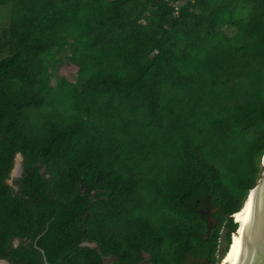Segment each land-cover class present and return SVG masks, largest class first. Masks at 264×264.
<instances>
[{
    "label": "trees",
    "instance_id": "trees-1",
    "mask_svg": "<svg viewBox=\"0 0 264 264\" xmlns=\"http://www.w3.org/2000/svg\"><path fill=\"white\" fill-rule=\"evenodd\" d=\"M3 5L0 258L219 264L261 171L264 0Z\"/></svg>",
    "mask_w": 264,
    "mask_h": 264
},
{
    "label": "water",
    "instance_id": "water-1",
    "mask_svg": "<svg viewBox=\"0 0 264 264\" xmlns=\"http://www.w3.org/2000/svg\"><path fill=\"white\" fill-rule=\"evenodd\" d=\"M16 157H18V161L16 160ZM14 160V166L18 162V174H20L22 169L20 164L21 154H17ZM12 175L7 180L8 183H11V177H13ZM248 199H251L252 202L250 214L245 230L242 247L234 261V264H264V153L261 157V171L259 173L255 185L249 190L245 201H247ZM245 201L243 205L245 204ZM14 242L17 243L18 240L15 239ZM82 244L93 245L87 242H83ZM39 250L43 255L44 264H49V262L44 256V251L42 249ZM0 260L4 261L6 264H11L6 259L0 258Z\"/></svg>",
    "mask_w": 264,
    "mask_h": 264
},
{
    "label": "bare ground",
    "instance_id": "bare-ground-1",
    "mask_svg": "<svg viewBox=\"0 0 264 264\" xmlns=\"http://www.w3.org/2000/svg\"><path fill=\"white\" fill-rule=\"evenodd\" d=\"M16 160L18 161V157H16ZM18 172H19V165L17 162L13 168L12 174H18ZM251 203H252L251 199H248L247 201H245V204L241 207V209L236 214H234V220L237 221L239 225L237 230H235L231 234L230 246L226 254L222 257L219 264H234V261L242 247L245 230L250 214ZM0 264H6V263L0 260Z\"/></svg>",
    "mask_w": 264,
    "mask_h": 264
},
{
    "label": "rangeland",
    "instance_id": "rangeland-1",
    "mask_svg": "<svg viewBox=\"0 0 264 264\" xmlns=\"http://www.w3.org/2000/svg\"><path fill=\"white\" fill-rule=\"evenodd\" d=\"M9 11V5L0 6V29L7 23L9 19ZM75 70L76 68L73 64H69L68 62L64 61L56 74L51 77V84L55 86L65 87L68 81L73 79ZM10 175H12V172ZM220 244L221 246L224 244L223 239H221ZM143 264H147V262H144Z\"/></svg>",
    "mask_w": 264,
    "mask_h": 264
},
{
    "label": "flooded vegetation",
    "instance_id": "flooded-vegetation-1",
    "mask_svg": "<svg viewBox=\"0 0 264 264\" xmlns=\"http://www.w3.org/2000/svg\"><path fill=\"white\" fill-rule=\"evenodd\" d=\"M17 154H19V153H16L15 154V156L17 155ZM15 156H14V159H15ZM14 162H15V160H14ZM14 162H13V167H14ZM20 164H21V168H22V155H21V160H20ZM13 167H12V169H13ZM12 169H11V171H12ZM11 171H10V173H9V177L7 178V180L10 178V174H11ZM21 173H22V169H21V172H20V174H18V175H13V177H11V183H12V180L14 179V178H18V177H20V175H21ZM6 180V181H7ZM8 183V182H7ZM88 243V242H87ZM14 244H16L15 242H14ZM91 244H93L94 245V243H91ZM143 264V263H142Z\"/></svg>",
    "mask_w": 264,
    "mask_h": 264
}]
</instances>
